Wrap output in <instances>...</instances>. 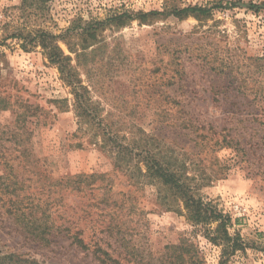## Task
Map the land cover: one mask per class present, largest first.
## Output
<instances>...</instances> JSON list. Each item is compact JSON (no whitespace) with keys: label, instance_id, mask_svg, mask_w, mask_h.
<instances>
[{"label":"rangeland","instance_id":"obj_1","mask_svg":"<svg viewBox=\"0 0 264 264\" xmlns=\"http://www.w3.org/2000/svg\"><path fill=\"white\" fill-rule=\"evenodd\" d=\"M189 6L207 11L173 15ZM70 81L95 121L79 126ZM105 131L129 151L118 168ZM132 145L167 161L243 247L223 256L209 240L219 219L189 221ZM79 174L96 176L80 193L57 184ZM36 229L53 233L49 244ZM11 255L264 264V0H0V256Z\"/></svg>","mask_w":264,"mask_h":264},{"label":"trees","instance_id":"obj_2","mask_svg":"<svg viewBox=\"0 0 264 264\" xmlns=\"http://www.w3.org/2000/svg\"><path fill=\"white\" fill-rule=\"evenodd\" d=\"M207 11L206 8L198 7V6H189L186 8L178 9L173 11L174 16H182L187 14H193L198 16L199 14H204ZM91 26L83 27V34L92 37L93 31ZM43 47H47L43 41L40 42ZM50 53V59L53 62H56L59 66H62V62L67 60L68 57H65L63 54L57 52L56 49H52ZM69 84L72 86L73 91V106L75 109V116L77 117L79 126L82 124L94 120L95 121V110L92 108L91 104L88 101V98L85 96L83 92H78V86L76 83L70 81ZM96 123V122H94ZM97 127H100V121L96 123ZM110 130V129H109ZM108 130V131H109ZM105 131L106 134L103 137H107L110 140L111 149L113 152V166L114 168H118L120 164L124 163L125 160L129 158V151L126 150L124 145H119L117 142L118 136L116 133ZM134 149L136 152H134ZM137 148L135 146H131V159L136 158L137 156L142 155V160H137V162H141L145 166L144 177H147L151 180L156 181L159 185L164 186L165 189L171 192L172 196L175 200L179 201L183 208L185 209L187 219L194 224L199 223H208L212 222L216 219H219V223L216 225V228L213 229V233L209 236V240L215 244L222 245V255L229 256L233 254L237 249L243 247L239 236H230L226 230V224L228 220H224V216L217 212L208 202H203L199 198L195 197L193 194L192 188L181 179V176L173 170L171 165L167 161H160L155 157V154L147 149H141L140 153H137ZM96 176L94 174L84 175L79 174L74 176L70 182L67 181H57V184H63V186H67L68 183L70 185L71 190L75 189L77 193H80L83 188L82 184H86L89 186L91 181ZM58 208H55L54 211H57ZM49 217V216H48ZM50 218V217H49ZM50 225L51 228L58 230L61 227L64 228L63 231H66V235L71 238L72 243L76 244L80 248L88 247L85 243L81 234L83 230L73 231L71 234L69 233V226H65L64 223H60L56 225V219L53 217L52 220L46 222ZM221 232V233H219ZM31 237L41 244L47 245L50 243V238L53 233L51 231L45 232L44 230H35L30 232ZM180 249V247H178ZM101 248L97 243L94 244V248L92 249L93 253L100 251ZM13 255L11 256H0V264H11L10 262L6 263L4 261L11 260ZM185 261V258H181ZM16 263V261H15ZM17 264H45L42 262H38L34 259L29 258H19L17 257Z\"/></svg>","mask_w":264,"mask_h":264}]
</instances>
